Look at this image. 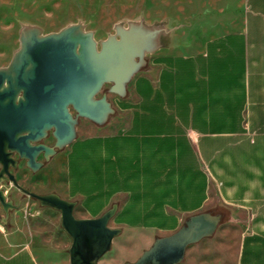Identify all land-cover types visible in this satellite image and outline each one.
Wrapping results in <instances>:
<instances>
[{
	"label": "crops",
	"instance_id": "1",
	"mask_svg": "<svg viewBox=\"0 0 264 264\" xmlns=\"http://www.w3.org/2000/svg\"><path fill=\"white\" fill-rule=\"evenodd\" d=\"M138 3L150 10L145 22L165 21L161 46L124 97L108 98L106 122L77 125L64 158L40 172L60 179L59 194L81 217L116 204L111 226L147 242L217 197L243 229L235 264H264V0ZM22 253L0 255V264Z\"/></svg>",
	"mask_w": 264,
	"mask_h": 264
},
{
	"label": "water",
	"instance_id": "2",
	"mask_svg": "<svg viewBox=\"0 0 264 264\" xmlns=\"http://www.w3.org/2000/svg\"><path fill=\"white\" fill-rule=\"evenodd\" d=\"M113 30L96 40L80 21L48 33L22 24L17 48L0 67V186L12 184L40 206L59 211L60 226L71 240L69 264H99L122 233L121 227L109 226L117 205L97 217H75L76 201L53 191H31L10 169L24 161L31 172L40 170L75 140L80 119L103 125L114 113L108 94L125 96L127 84L146 64L145 56L161 46L168 32L164 22L144 19L116 23ZM49 135L52 145L43 142ZM19 205L0 187L3 224ZM219 221L208 212L193 215L176 231L156 237L134 262L123 264H178L189 245L213 235Z\"/></svg>",
	"mask_w": 264,
	"mask_h": 264
},
{
	"label": "rangeland",
	"instance_id": "3",
	"mask_svg": "<svg viewBox=\"0 0 264 264\" xmlns=\"http://www.w3.org/2000/svg\"><path fill=\"white\" fill-rule=\"evenodd\" d=\"M149 12L138 0H0V67L8 64L12 57L11 51L17 48L18 31L22 24L37 25L43 33H48L80 21L84 23L86 30L94 32L96 40H101L114 32L113 26L116 23L126 25L128 21L145 20ZM155 22L160 21L153 20L151 23ZM107 87L105 85L102 91H106ZM112 95L108 94V98ZM88 124L91 122L80 119L78 126ZM43 142L52 145L54 140L49 135ZM65 148L59 150L48 162L58 163L60 158H64ZM11 172L20 185L31 191H53L59 194L58 189L62 185L60 179L49 173H41L40 170L33 173L25 166L24 161H20L17 169ZM2 188L15 204L20 205L17 209L16 226L11 223L13 211H10L5 224L0 221V255L8 257L23 252L11 264H30L28 257H23L26 255L24 252L30 253L38 264H69L67 250L71 240L60 226L59 211L40 206L35 199L23 194L12 184L3 183ZM207 212L220 217L215 232L210 237L189 245L183 260L178 264H235L237 244L243 229L234 224L232 210L217 197H213ZM74 215L81 217L77 206ZM112 224L110 220L109 226ZM153 240L151 238L147 242L146 234L123 228V232L113 239L111 249L101 257L99 264L133 262L144 249L151 246Z\"/></svg>",
	"mask_w": 264,
	"mask_h": 264
},
{
	"label": "trees",
	"instance_id": "4",
	"mask_svg": "<svg viewBox=\"0 0 264 264\" xmlns=\"http://www.w3.org/2000/svg\"><path fill=\"white\" fill-rule=\"evenodd\" d=\"M13 260H15V259H11V260H9V261H5V263H6V264H11V261H13Z\"/></svg>",
	"mask_w": 264,
	"mask_h": 264
},
{
	"label": "flooded vegetation",
	"instance_id": "5",
	"mask_svg": "<svg viewBox=\"0 0 264 264\" xmlns=\"http://www.w3.org/2000/svg\"><path fill=\"white\" fill-rule=\"evenodd\" d=\"M16 157V156H15ZM13 170V169H10V171ZM156 238V237H155ZM141 255V254H140ZM138 258V257H137ZM134 262V261H133Z\"/></svg>",
	"mask_w": 264,
	"mask_h": 264
}]
</instances>
